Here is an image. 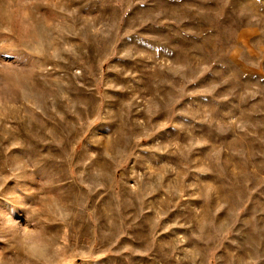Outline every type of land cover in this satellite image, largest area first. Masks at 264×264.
<instances>
[{"label": "rangeland", "instance_id": "rangeland-1", "mask_svg": "<svg viewBox=\"0 0 264 264\" xmlns=\"http://www.w3.org/2000/svg\"><path fill=\"white\" fill-rule=\"evenodd\" d=\"M0 264H264V0H0Z\"/></svg>", "mask_w": 264, "mask_h": 264}]
</instances>
